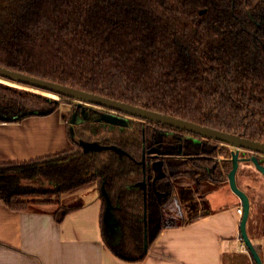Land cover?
Returning <instances> with one entry per match:
<instances>
[{"label": "trees", "instance_id": "1", "mask_svg": "<svg viewBox=\"0 0 264 264\" xmlns=\"http://www.w3.org/2000/svg\"><path fill=\"white\" fill-rule=\"evenodd\" d=\"M0 66L264 143V0H0ZM60 96L0 84V121L46 117L67 102L70 124L60 115L80 149L0 163V204H51L62 223L84 206L60 197L67 180L100 179L122 227L119 244L106 242L122 260L144 259L160 232L179 225L165 211L178 189L207 196L233 168L227 144L126 115L115 126L100 120L114 112ZM80 140L108 148L85 152Z\"/></svg>", "mask_w": 264, "mask_h": 264}, {"label": "crops", "instance_id": "2", "mask_svg": "<svg viewBox=\"0 0 264 264\" xmlns=\"http://www.w3.org/2000/svg\"><path fill=\"white\" fill-rule=\"evenodd\" d=\"M71 147L67 125L60 114L17 123L0 121L1 164L27 162ZM242 173L245 175L246 170ZM246 176L252 175L248 172ZM255 179L264 187V179ZM225 186L220 189L226 191ZM255 188L249 184L248 191L243 187L242 190L251 202L249 237L264 264V227L259 225L264 224V194L255 195ZM227 194V205L203 210L199 204L196 209L187 204L178 213L173 211L172 204L179 207L193 195L189 190H178L176 201L165 211L180 219L179 225L160 232L145 258L137 262L122 260L108 246L102 224L106 208L101 198L69 213L62 223L56 221L50 210L16 212L0 204V264H255L240 238L242 217L238 210L242 202L231 188Z\"/></svg>", "mask_w": 264, "mask_h": 264}, {"label": "water", "instance_id": "3", "mask_svg": "<svg viewBox=\"0 0 264 264\" xmlns=\"http://www.w3.org/2000/svg\"><path fill=\"white\" fill-rule=\"evenodd\" d=\"M6 79L13 83L22 84L25 86H29L30 88H36L42 91H48L50 93H53L56 96H64L73 100L79 101L81 104L86 105H94L97 107H100L102 109H108L110 112H114V114L105 112L101 119L105 123H109L115 126L126 124V119L119 117L121 115H126L132 118H140L142 120L148 121V122H154L157 124H160L162 126H168L170 128L176 129V130H182L184 132L190 133L192 135L201 136L207 140H214L217 142H220L222 144H227L234 148L233 152V158H232V165L233 168L228 174V180L230 182V188L234 194H236L241 202H242V209H244L242 219L240 222V238L243 240L247 251L252 254L255 264H263L262 257L260 253L257 252L252 239L248 235V219L251 212V202L249 195L246 194L242 189H240L238 185V179L237 174L240 168V153L242 150L251 152L254 155H262L264 156V143L260 141H253L248 138H245L243 136L234 135L232 133L228 132H222L219 130H216L214 128H208L203 125H200L198 123H193L187 120H184L182 118H177L172 115L162 114L154 110H148L139 106H133L129 103L122 102V101H116L108 97H103L98 94L94 93H88L83 90L77 89V88H71L67 87L63 84H58L53 81L49 80H43L38 77L24 74L20 71H13L9 68L0 66V79ZM1 114V112H0ZM3 116V115H2ZM4 117V116H3ZM122 119V121H120ZM72 124L74 125V121H72ZM72 134L74 135L73 128H71ZM80 144L83 146L84 151H92L94 149L96 150H103L108 148L107 146L104 147L101 144L97 142H85L80 140ZM249 161H251L253 164L256 165L258 170L264 175V166L259 163V160L257 156L251 158ZM143 186H145V183H143ZM102 195L106 199V208L107 211H109L111 214L109 217H106L104 215V220L108 223H110L114 230L113 232L116 233V236H114L111 233V228L109 227V232L112 235L107 234L108 241L112 242L114 245L119 244L121 237H122V227L119 222V219L114 213V207L112 205V200L109 197V195L106 192L105 185L102 189ZM105 213V212H104ZM106 214V213H105ZM104 224V222H103ZM106 232V231H105Z\"/></svg>", "mask_w": 264, "mask_h": 264}, {"label": "rangeland", "instance_id": "4", "mask_svg": "<svg viewBox=\"0 0 264 264\" xmlns=\"http://www.w3.org/2000/svg\"><path fill=\"white\" fill-rule=\"evenodd\" d=\"M1 79L3 80V78H1ZM1 79H0V81H1ZM5 81H7V80H5ZM7 82H9V81H7ZM1 83H3V81H1L0 84ZM3 84H5V83H3ZM9 84L10 85H8V84H6V85L10 86L11 88H14L15 90L17 89L20 92L24 91V92H26V93H28L30 95L31 94H36L38 96L50 97L51 99H54L56 101H61V96H56L53 93H50L48 91H44L43 92L42 90H39V89H36V88H33V87H31V88L27 87V86L24 87V85H21V84H18V83H13V82H9ZM52 95L56 96V98H54ZM24 98L25 99H31L32 96L30 97V96L25 95ZM33 99H35V98H33ZM57 114H65L66 115V118H65V120H66L65 122L66 123H67V121H69L71 119L72 113L70 114V110H69V106H68L67 102H64L63 104H61L59 106ZM120 121H122V119H120ZM69 124H70V121H69ZM74 124H75V122H74ZM73 132H74V128H73ZM74 136H75V133H74ZM71 144H72V148H75L74 152L75 151L79 152V150H80L79 147L74 145L73 143H71ZM249 153L253 154L251 152H249ZM217 157H218L217 158L218 161H220L221 157L219 155ZM244 170H246V173L249 172V175H252V176L247 177L246 173L244 175V173H242V171H244ZM239 171L240 172L238 174V178L240 179V182H241L240 183V186H241L240 189H242V187H243L246 191H248L246 188L248 187L249 184H251V186L253 185V189L256 187L255 188L256 190L254 192L255 195L258 194V195L262 196V194H264V187H261V185H259V182H257L258 180L255 179L256 177L257 178L260 177V178L264 179L263 176H262L263 174L258 170V168L255 165L251 164L250 162H246V160H244V161H240V170ZM34 173H35V170H33L31 172L27 171L24 174L27 177H29L28 175H33ZM69 175H71V174H69ZM239 176H241V177H239ZM68 178H70V177H68ZM254 179L256 181H254ZM41 180H39V179L35 180L33 178V180H31V181H27V180H24V178H22L20 181H22L21 184H23V185L24 184H30V185L33 186L36 183L38 185L41 184V182H42ZM225 182H223V186L226 184V186H225L226 187V191H224L223 189H220V188H222L221 186H218L216 189H214L211 192H209L207 194L206 198H203V200H205V204H206V206L208 208H211L212 206L216 207V206L227 205V203L230 201V198H229L230 195L227 194V192H229V189H230V183H229V180H226ZM67 184H69L70 186L69 185H67V186L70 187V189L71 188L72 189L71 190L70 189L69 190H65L60 197L62 199H64V202H66L67 204H77V205L78 204L85 205V204H87L89 202H92L93 199H96L97 197L101 198V193H102L101 192V188L104 185V183H102V181L100 179H98L96 181H93V182H87L85 185L82 184L80 186H78V182H76V181H74L72 183V182L67 180ZM208 189H209V187H208ZM51 197H52V199L56 200V195H53ZM46 198L47 197L35 196L34 198H31V199H32V201H39L40 202L41 200L46 199ZM172 205H173V211L174 212L178 211V213H181L178 205H176V206L174 204H172ZM36 208H38L40 210H48V211L50 210L51 212H52V210H55V206H53L51 204H49V205H38V206H36ZM104 212L106 213L105 214V219H106V217H109L111 213L109 211H107V208L105 209ZM173 218L177 219V217H174V216H173ZM177 220L179 221L180 219H177ZM259 225H260L261 229L264 227L263 223H260ZM103 226H104L105 231L108 234V236L112 235V234L114 236H116V233L112 231V230H114L113 226L110 223H108V221L106 222V220H104ZM109 227L111 228V233L112 234H110V232H109ZM248 228H249L248 235H252L251 228L250 227H248ZM245 250H247L246 246H245Z\"/></svg>", "mask_w": 264, "mask_h": 264}, {"label": "flooded vegetation", "instance_id": "5", "mask_svg": "<svg viewBox=\"0 0 264 264\" xmlns=\"http://www.w3.org/2000/svg\"><path fill=\"white\" fill-rule=\"evenodd\" d=\"M242 151H244V150H242ZM247 152V151H246ZM247 153H249V152H247ZM241 155V154H240ZM257 154H255V156H256ZM253 156V155H252ZM245 157V158H243L244 160H246V162H250L251 164H253L251 161H249L248 160V158H253V157H255V156H253V157ZM241 158V157H240ZM248 160V161H247ZM253 165H255V164H253ZM146 185V184H145ZM178 190H189V191H191L192 192V194L193 195H191V196H189V198H188V203H185V204H179V209H183V208H185L186 209V205L188 204V205H192V208L193 209H196L197 208V206H198V204H199V206H200V208H202L203 210L205 209V208H207V206H206V204H205V200H203V198H206V196L205 195H200V194H196V191L194 190V188H190V187H188V188H182V189H178ZM177 190V191H178ZM177 193V192H176ZM176 195V194H175ZM174 199H175V201H176V196L174 197ZM174 199H173V201H174ZM173 201L169 204V205H171L172 203H173ZM168 205V206H169ZM183 205H184V207H183ZM172 216V215H171ZM173 217V216H172Z\"/></svg>", "mask_w": 264, "mask_h": 264}, {"label": "built area", "instance_id": "6", "mask_svg": "<svg viewBox=\"0 0 264 264\" xmlns=\"http://www.w3.org/2000/svg\"><path fill=\"white\" fill-rule=\"evenodd\" d=\"M243 212H244V209H242V208H239V210H238V213H239V215L242 217V215H243ZM247 249V248H246Z\"/></svg>", "mask_w": 264, "mask_h": 264}, {"label": "bare ground", "instance_id": "7", "mask_svg": "<svg viewBox=\"0 0 264 264\" xmlns=\"http://www.w3.org/2000/svg\"><path fill=\"white\" fill-rule=\"evenodd\" d=\"M1 81H3V83H5V84H8V85H10V84H9V82H10V81H9V82H7V81H5L4 79H3V80L1 79ZM1 81H0V82H1ZM11 86H12V85H11ZM24 87H25V86H24ZM43 92H44V91H43ZM52 96H53L54 98H56V96H54V95H52Z\"/></svg>", "mask_w": 264, "mask_h": 264}]
</instances>
